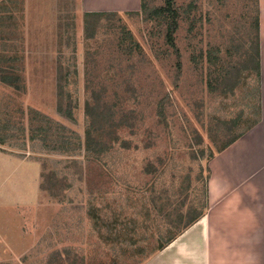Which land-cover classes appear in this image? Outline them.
<instances>
[{
	"label": "rangeland",
	"instance_id": "1",
	"mask_svg": "<svg viewBox=\"0 0 264 264\" xmlns=\"http://www.w3.org/2000/svg\"><path fill=\"white\" fill-rule=\"evenodd\" d=\"M164 6L0 0V148L40 195L0 264H139L204 214L211 159L257 117V0Z\"/></svg>",
	"mask_w": 264,
	"mask_h": 264
},
{
	"label": "crops",
	"instance_id": "2",
	"mask_svg": "<svg viewBox=\"0 0 264 264\" xmlns=\"http://www.w3.org/2000/svg\"><path fill=\"white\" fill-rule=\"evenodd\" d=\"M74 1L86 13L136 8L139 3ZM258 8L260 120L211 159L204 215L139 264H264V0H258ZM38 177L36 163H23L20 156L0 148L1 263L21 257L13 237L20 207H33L40 196Z\"/></svg>",
	"mask_w": 264,
	"mask_h": 264
},
{
	"label": "trees",
	"instance_id": "3",
	"mask_svg": "<svg viewBox=\"0 0 264 264\" xmlns=\"http://www.w3.org/2000/svg\"><path fill=\"white\" fill-rule=\"evenodd\" d=\"M172 3H173V0H165V6L163 8V11L164 12L165 11L166 12H172L173 11L172 10ZM257 11H258V15H257V31H258V35H259V8H258V0H257ZM172 17H173V15H172ZM175 29H176V24H173L172 22H170L169 23L168 30H167V43L174 50V53L176 55H178V51H177V48H176V46L174 44V37H173V33L175 32ZM258 62H259V51H258ZM259 77H260V75H259V67H258V73H257V79H258L257 80V83H258V86H257V91H256V93H257V105H258L257 112H256V116L257 117L255 118L253 124L249 128H247L241 135H243L245 132H247L248 130H250L260 120V78ZM241 135L233 137L228 143H226L225 145H223V147H221L218 152H220L223 149H225L226 147H228L230 144H232L234 141H236ZM100 150H102V148H100ZM85 156L89 158V156H87V154H85ZM205 193H206V202H207L208 201V198H207V183H206ZM207 204H208V202L206 203V207L204 208L205 211L207 210V207H208ZM93 212H94V209L92 208V209H90V211H88V215L94 221L95 227L98 228V230H100V231L101 230H105L106 233H110L111 235H113V237L110 238V239H112L114 241H117V242L118 241L120 242L117 249H122V247H123L122 245L125 244V243H128V244H132L133 243L131 240L128 241V242H126L127 239L126 240H123V241L120 240L122 236H125V234L119 233V231L117 230V227H116V221L114 219L107 218V217H105L103 215H99V214L94 215V214H92ZM203 215H201V216L199 215L200 217L196 218L193 221V223L196 222L198 219H200ZM193 223H191L190 226ZM183 232H179L177 234H174L173 236L172 235L171 236H168L167 237L168 238L167 241L166 242L163 241L162 244L159 247H157L156 251L157 250H162L163 248H165L167 245H169L171 242H173ZM119 235H121V236H119ZM161 236H162V240H163V238H164L165 235L164 234H161Z\"/></svg>",
	"mask_w": 264,
	"mask_h": 264
}]
</instances>
